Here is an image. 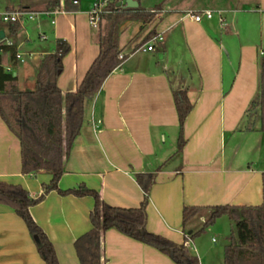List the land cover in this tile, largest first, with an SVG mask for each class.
I'll use <instances>...</instances> for the list:
<instances>
[{
  "label": "crops",
  "instance_id": "0c3cea01",
  "mask_svg": "<svg viewBox=\"0 0 264 264\" xmlns=\"http://www.w3.org/2000/svg\"><path fill=\"white\" fill-rule=\"evenodd\" d=\"M77 1L0 0V10H44L53 2L60 10L55 23L47 16L37 17L31 26L21 21L15 35L9 23H0L4 41H12L18 52L34 54L24 64L13 63L20 90L35 88L39 61L55 50L58 39L70 46L58 78L60 89L74 91L83 79L99 53L100 28L91 26L87 13L95 0ZM135 1L138 7L130 9L160 13L146 25L124 21L119 27L121 52H130L155 32L162 33L163 40L156 51L129 55L86 102L81 131L58 185L69 189L83 184L112 206L136 207L144 195L136 175L154 173L147 229L180 244L185 230L202 226L209 206L264 203V131L259 114L254 119L245 116L261 91L264 0ZM204 10H211L213 17L196 22L185 16ZM180 89L187 90L193 108L183 128L184 146L177 151L179 119L173 93ZM51 178L46 170L22 173L20 140L0 115V180L21 184L37 197ZM186 206L203 209L184 227ZM93 207L91 196L62 195L57 190L30 207L59 264H80L74 243L91 228ZM103 244L105 264H178L159 248L115 228L104 233ZM191 251L200 264H224V253L216 246L204 247L200 237L192 242ZM0 264H45L24 220L2 203Z\"/></svg>",
  "mask_w": 264,
  "mask_h": 264
},
{
  "label": "trees",
  "instance_id": "16d2710c",
  "mask_svg": "<svg viewBox=\"0 0 264 264\" xmlns=\"http://www.w3.org/2000/svg\"><path fill=\"white\" fill-rule=\"evenodd\" d=\"M118 1L112 5L113 13L102 18L99 53L74 91L63 92L58 85L63 57L70 49L65 40L58 39L55 50L41 57L35 88L26 90H20L18 77L5 69L9 62L16 63L15 46L4 40L0 43V115L20 140L22 173L30 175L46 170L52 175L50 182L43 184L44 192L37 197L21 184L0 180V203L13 208L24 220L45 264H59V260L52 242L32 217L30 207L52 190L62 195L91 196L94 199L90 212L91 228L74 243L80 264L106 263L103 236L110 228L159 248L178 264H200L199 257L191 251L192 242L222 216L229 217L237 232V237L225 247L224 264H264V203L256 206H209V214L202 226L193 232L185 230L184 241L178 244L147 229V206L155 181L154 173L136 175L144 191L143 199L136 207L112 206L101 199L97 190L83 184L69 189L59 188L66 157L83 125L86 102L97 95L106 78L123 62L119 58L122 51L118 41L120 25L128 19L146 25L156 16L150 11L118 5ZM57 3H51L48 8L56 7ZM9 27L11 35H15L21 30L22 23L11 22ZM260 77L259 98L251 102L245 116L257 111L260 130L264 131V52ZM173 94L179 119L177 151H181L185 143L183 128L193 103L186 89L176 90ZM202 209L200 206L184 207V227Z\"/></svg>",
  "mask_w": 264,
  "mask_h": 264
},
{
  "label": "built area",
  "instance_id": "2783aa9c",
  "mask_svg": "<svg viewBox=\"0 0 264 264\" xmlns=\"http://www.w3.org/2000/svg\"><path fill=\"white\" fill-rule=\"evenodd\" d=\"M121 2L124 0H120ZM78 1L73 0V3L76 4ZM117 2V0H95L91 9L87 12L88 18L91 26L93 28H99L100 23L102 21V18L104 15L111 14L114 11V7L112 5ZM58 8H52V9H44V10H32L25 7H17V8H11L4 10L3 12H0V23H11L15 21H30L35 20L39 16H47L52 19V23H55V15L59 13ZM150 12H153L155 14L160 13V10L153 9ZM186 17L192 18L196 22L202 21L204 17L206 18H212L213 12L211 10H204V11H188L185 14ZM41 39H45V36H41ZM2 39L0 37V43L2 42ZM163 40L162 33L155 32L153 33L149 39L139 44V46L133 48L128 53L120 52L119 58L124 61L129 55H132L135 52L143 51V52H150V51H156V46L159 42ZM8 45H14L12 41H5ZM34 57L33 53L30 54H23L21 52L16 51L15 61L18 64H24L28 60ZM5 69L7 72L14 74V66L13 62H9L5 65Z\"/></svg>",
  "mask_w": 264,
  "mask_h": 264
},
{
  "label": "rangeland",
  "instance_id": "374dc122",
  "mask_svg": "<svg viewBox=\"0 0 264 264\" xmlns=\"http://www.w3.org/2000/svg\"><path fill=\"white\" fill-rule=\"evenodd\" d=\"M3 11L4 10H0V12H3ZM34 23H35V20H30L27 22V25L31 26ZM33 39H35L36 41L38 40L35 34L33 36ZM38 57L39 55H37V58ZM18 69L20 70V66H18ZM260 73H261V68H260ZM259 78H260V87H261V77ZM258 98L259 97H257L256 99L258 100ZM258 114L259 113L257 111L252 113L251 114L252 119H254L255 115H258ZM222 218L223 219L222 220L220 219L221 221H218V223L216 221L214 224L207 227L206 230L199 236L200 242L204 247L207 248L211 246H216L217 250L220 253L221 252L224 253L225 245L231 242V236L233 232H234V237L235 238L237 237L235 224L229 219L228 216H224ZM227 236L230 237L228 241H227ZM199 237H197L196 239H198ZM208 261L211 262L210 258H208Z\"/></svg>",
  "mask_w": 264,
  "mask_h": 264
},
{
  "label": "water",
  "instance_id": "95a60500",
  "mask_svg": "<svg viewBox=\"0 0 264 264\" xmlns=\"http://www.w3.org/2000/svg\"><path fill=\"white\" fill-rule=\"evenodd\" d=\"M123 3H125V5L128 8H137L138 7V2H136L135 0H125L124 2H120L119 5H122ZM0 37L3 39V31L0 32Z\"/></svg>",
  "mask_w": 264,
  "mask_h": 264
}]
</instances>
